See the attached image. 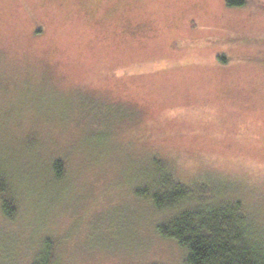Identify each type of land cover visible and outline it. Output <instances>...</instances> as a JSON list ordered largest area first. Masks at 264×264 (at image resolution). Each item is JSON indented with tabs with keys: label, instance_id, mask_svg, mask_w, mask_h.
Wrapping results in <instances>:
<instances>
[{
	"label": "rangeland",
	"instance_id": "1",
	"mask_svg": "<svg viewBox=\"0 0 264 264\" xmlns=\"http://www.w3.org/2000/svg\"><path fill=\"white\" fill-rule=\"evenodd\" d=\"M166 163L264 228V0H0V264H185Z\"/></svg>",
	"mask_w": 264,
	"mask_h": 264
},
{
	"label": "trees",
	"instance_id": "2",
	"mask_svg": "<svg viewBox=\"0 0 264 264\" xmlns=\"http://www.w3.org/2000/svg\"><path fill=\"white\" fill-rule=\"evenodd\" d=\"M246 3L226 0L231 8ZM165 167L168 170L161 173L157 192L150 194L155 207L169 215L157 231L185 251V264H264V228L258 225L254 210L233 196L237 190L233 184L210 178L187 181L168 163ZM8 188L7 179L0 174L2 209L8 218H14L18 207ZM54 248L55 243L48 240L45 252L32 264H46L44 257Z\"/></svg>",
	"mask_w": 264,
	"mask_h": 264
}]
</instances>
